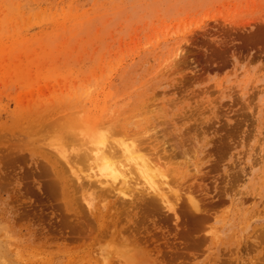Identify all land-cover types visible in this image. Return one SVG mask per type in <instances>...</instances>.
Returning a JSON list of instances; mask_svg holds the SVG:
<instances>
[{"label": "rangeland", "instance_id": "1", "mask_svg": "<svg viewBox=\"0 0 264 264\" xmlns=\"http://www.w3.org/2000/svg\"><path fill=\"white\" fill-rule=\"evenodd\" d=\"M135 131L170 169L165 197L134 160L127 188L96 180L103 160L82 164L98 178L70 175L64 157L96 135ZM94 211L107 231L134 229L128 245L151 257L116 256L124 246L96 239ZM67 222L87 225L79 239ZM263 253L264 0H0V264H264Z\"/></svg>", "mask_w": 264, "mask_h": 264}, {"label": "bare ground", "instance_id": "2", "mask_svg": "<svg viewBox=\"0 0 264 264\" xmlns=\"http://www.w3.org/2000/svg\"><path fill=\"white\" fill-rule=\"evenodd\" d=\"M45 114V113H44ZM47 115V114H46ZM44 115H42V117H43ZM73 116V115H72ZM41 117V116H40ZM127 117H129V116H127ZM125 118H126V116H125ZM35 119V118H34ZM78 119V118H77ZM41 120H42V118H41ZM74 119H72V118H68L67 119V122H72ZM111 120H112V118H111ZM123 120H124V118H123ZM80 121H81V119H80ZM79 121V122H80ZM113 121V120H112ZM33 122H35V121H33ZM36 122H38L37 120H36ZM44 122V121H43ZM81 122H83V121H81ZM109 122V121H108ZM125 122V121H124ZM51 123V122H50ZM63 123H65V122H63ZM68 123V124H69ZM72 123H75V124H77L76 123V120H74V122H72ZM110 123V122H109ZM66 124V123H65ZM120 125V124H119ZM118 125V126H119ZM116 126V125H115ZM122 126V125H121ZM69 127H70V125H69ZM110 128H112L111 126H110ZM111 130H113V129H111ZM115 130V129H114ZM123 130V129H122ZM125 130V129H124ZM128 130V129H127ZM72 131V130H71ZM74 131V130H73ZM112 132V131H111ZM114 132V131H113ZM112 132V133H113ZM124 132V131H123ZM131 132V131H130ZM129 133V132H128ZM132 133H134L133 131H132ZM29 134V133H28ZM64 134V133H63ZM116 134V133H115ZM112 135V134H111ZM114 135V134H113ZM129 135H130V133H129ZM137 134H136V131H135V135H134V137L133 138H131V137H129L130 139H128L127 137H125L123 140H116V141H114L115 143H108L109 141H110V139H106L105 137L107 136H99L98 135V137H97V135H96V141L93 143V145L94 144H96L97 146H93V148H92V150L91 151H86V150H84V151H82V152H78L77 151V153H75V155L73 156V158H72V161L71 160H68V158L65 156L64 157V159H65V162H66V164L68 165V171H69V173H70V175L73 177V178H77V179H79V178H98V177H96V176H94V175H90L89 173H83V169H82V164L83 165H87V164H89V159H91V160H94V161H97V160H103V166L100 168V171L103 173V175H104V180H101L100 178L99 179H96L98 182H100V183H103V184H105L106 186H109L110 188H114L115 187V185L116 184H118V183H120L121 185H122V187H124V188H127V187H129V179L131 178V176H129V175H127V169L124 167V165H125V160L126 159H128V160H134V165H135V170L137 171V173L141 176V177H143L142 179L145 181V182H147L149 185H150V187L154 190V192L156 193V195H158V196H160L161 198L162 197H165L164 196V194H163V191H162V187H163V184H165V183H167V182H169V181H165L164 179H165V176H164V174L163 173H165L167 170L165 169L164 170V168H162L163 170H161V168L160 167H155L156 166V162H154L151 158H149L145 153L147 152V151H145L144 149H142L141 147H140V143L138 144L137 143V136H136ZM61 136H65V135H61ZM94 136H95V134H94ZM126 136V135H125ZM138 136H140V135H138ZM74 137H75V135H74ZM83 136H81V138H82ZM92 137V136H91ZM63 138V137H62ZM93 139H94V137H93ZM125 139H128V141H124ZM139 139V138H138ZM67 140V139H66ZM69 141V140H68ZM112 142V141H111ZM24 144H25V142H24ZM145 152H144V151ZM171 151V150H170ZM184 151V150H183ZM92 152V153H91ZM177 152H179V151H177ZM177 152H174V153H177ZM181 152V151H180ZM186 153V152H185ZM184 153V154H185ZM170 154H172V153H170ZM180 154H182V152L180 153ZM183 155V154H182ZM182 155H180V156H182ZM171 157H173V156H171ZM123 161V162H122ZM50 163H52V161L50 162ZM177 163V162H176ZM56 164V163H55ZM59 164V163H58ZM169 164V163H168ZM72 165L73 166H76V169H74L73 167H72ZM137 165V166H136ZM81 166V167H80ZM55 167V166H54ZM53 167V168H54ZM59 167V166H58ZM126 169H124V168ZM164 167V166H163ZM166 167H167V165H166ZM157 168H159V169H157ZM169 168V167H168ZM55 169V168H54ZM171 169H173V168H171ZM49 170V169H48ZM170 171V169L167 171V172H169ZM39 172V171H38ZM60 172V171H59ZM62 172V171H61ZM47 173V172H46ZM51 173V172H50ZM64 175V174H63ZM58 176H60V174H58ZM60 177H62V176H60ZM59 181V180H58ZM51 184V188H52V193H53V195H54V193L55 194H57V192H56V190L53 188V187H55L56 186V182H52V183H49V185ZM62 184V183H61ZM71 184V183H70ZM95 184V183H94ZM168 184V183H167ZM58 185H59V183H58ZM102 185V184H101ZM60 186V185H59ZM69 186V185H68ZM70 187H72V186H70ZM59 188V187H58ZM88 189L87 190H89L90 189V191H91V189L93 188L94 189V187H87ZM96 188H98V187H96ZM122 190V189H121ZM70 191V190H69ZM72 191V190H71ZM97 191V190H96ZM98 191H99V188H98ZM91 193V192H90ZM98 194V193H97ZM122 194L123 195H126L124 192H122ZM59 195L60 196H62L64 199L63 200H65V199H67L68 197H73V195L72 194H67V192H66V190L64 191V190H61V192L59 193ZM68 195V196H67ZM80 196V195H79ZM61 197V198H62ZM128 197H130V195H128ZM73 199H74V197H73ZM128 199V198H127ZM82 200V199H81ZM81 200H79V201H81ZM102 200V199H101ZM125 200V199H124ZM153 200V199H152ZM128 201V200H127ZM127 201H125V202H127ZM190 201V200H189ZM65 202H67V201H65ZM72 203V202H71ZM128 203V202H127ZM153 205H154V202L152 203ZM94 205V204H93ZM92 205V206H93ZM153 205H150V206H153ZM56 206V205H55ZM194 206H195V204H194ZM75 207H76V205H75ZM83 207H84V205H83ZM154 207V206H153ZM71 208V207H70ZM69 208V209H70ZM94 208V207H93ZM151 209H152V207H150ZM95 209V208H94ZM144 209V208H143ZM86 210V209H85ZM97 210V209H96ZM69 211V210H68ZM102 211V210H101ZM101 211H94V212H92V217H93V224H94V228H93V225H90V224H88V225H90V227L91 228H93V229H95L96 230V232H97V235L96 236H98V238H96V239H99V237L101 238V240H104V238H107V240L109 241V242H111V243H116V244H120L119 246H124L122 249L120 248L119 250H118V252L117 253H115V255L116 256H118V257H121V256H132L133 257V255L134 256H136V257H141V256H148V257H151L150 256V254L148 253V251H147V248L146 247H140V248H138L137 246H130V245H128V242H131V243H134V242H136V238L135 237H133V238H131V239H129L130 238V233L131 232H133L134 231V229H133V231L131 230V232L130 231H128V229H127V231L129 232L127 235H125V236H123V235H121L120 233H116V232H114L112 229V231H107V228H108V225L104 222V221H102V219H103V214H101ZM108 211V210H107ZM142 211L143 210H141V214H142ZM195 211V210H194ZM74 212V211H73ZM109 212V211H108ZM68 213V212H67ZM89 213V212H88ZM174 213H176V212H174ZM69 214V213H68ZM85 214H86V212H85ZM106 214H107V212H106ZM140 214V215H141ZM177 214V213H176ZM87 215L88 214H86V217H87ZM91 215V213H89V215L88 216H90ZM110 215V214H109ZM119 216H120V214H119ZM64 217V216H63ZM91 217V218H92ZM111 217V216H110ZM107 217H105V219H106ZM178 219H179V217H177ZM119 219V218H118ZM69 220V219H68ZM71 220V219H70ZM74 220V219H73ZM73 220H71V221H73ZM83 220V219H82ZM87 221V220H86ZM85 221V222H86ZM92 221V220H91ZM76 222V221H75ZM87 223V222H86ZM88 223H89V221H88ZM139 224H140V222H138ZM137 223V224H138ZM67 224L69 225L70 223H68L67 222ZM79 224V223H78ZM78 224H71L72 226H70V227H72V229L74 230L73 231V233H72V235H74V233L76 234V231L77 232H80L82 229H83V227H86V226H83L82 228L80 227L81 225V223L78 225ZM92 224V223H91ZM109 224V223H108ZM138 224V225H139ZM136 225V224H135ZM89 227V226H88ZM89 227V228H90ZM129 227V226H128ZM128 227H126V228H128ZM139 227V226H138ZM137 227V228H138ZM111 228V227H110ZM110 228L108 229V230H110ZM123 228H125V227H123ZM130 228H132V227H130ZM135 228V227H134ZM137 228H136V231H137ZM85 229V228H84ZM138 229H140V228H138ZM70 230V229H69ZM90 230V229H89ZM118 230V229H117ZM124 230V229H123ZM126 230V229H125ZM116 231V230H115ZM121 231V230H120ZM68 232V231H67ZM89 232V231H88ZM92 232V231H91ZM90 232V233H91ZM118 232V231H117ZM123 232V231H122ZM82 233V232H81ZM137 233L138 232H136L134 235H137ZM83 234H84V236H83ZM83 234H81L83 237H81V238H84L85 239V237H87V236H85L86 234H85V232L83 233ZM92 234V233H91ZM95 234V233H94ZM88 235V237H89V234H87ZM71 236V235H70ZM75 236V235H74ZM78 235L76 234V237H77ZM127 236L129 237V238H127ZM67 237V236H66ZM65 237V238H66ZM71 237H73V236H71ZM75 237V238H76ZM79 237V236H78ZM77 237V239H79ZM94 237V236H93ZM92 237V238H93ZM67 238H69V237H67ZM90 238V237H89ZM103 238V239H102ZM77 239H74V240H77ZM87 239V238H86ZM93 239H95V238H93ZM92 239V240H93ZM95 239V240H96ZM83 240V239H82ZM83 242V241H82ZM86 241H84V243H85ZM91 242V241H90ZM97 242V241H96ZM102 242V241H101ZM87 243V242H86ZM100 243V242H99ZM94 244H95V241H94ZM93 245V244H92ZM128 245V246H127ZM84 247H85V245H83ZM82 246V247H83ZM87 246V245H86ZM68 249H70V248H68ZM78 249H81L80 247L78 248ZM89 249H91V248H89ZM84 251H86V250H84ZM69 252V251H68ZM68 252H62L61 254L63 255V256H70V255H72L70 252L68 253ZM89 252V251H88ZM87 252V253H88ZM92 252V251H91ZM82 253V252H81ZM93 253V252H92ZM91 253V255H93ZM53 254V253H52ZM60 254V253H59ZM75 254H76V251H75ZM264 254V253H263ZM61 255V256H62ZM74 255V254H73ZM78 254H76V256H77ZM84 256H86L85 254H83ZM82 255V256H83ZM108 255V254H107ZM106 255V256H107ZM78 256H80V255H78ZM77 256V257H78ZM58 257V256H57ZM71 257V256H70ZM77 257H75V258H77ZM87 257V256H86ZM86 257H83V258H86ZM113 257H115V256H113ZM262 257V256H261ZM63 258V257H62ZM75 258H74V256H73V261L75 260ZM70 259H72V258H70Z\"/></svg>", "mask_w": 264, "mask_h": 264}]
</instances>
